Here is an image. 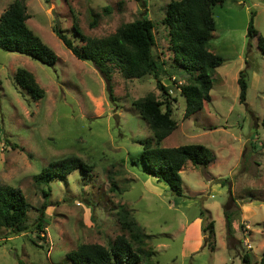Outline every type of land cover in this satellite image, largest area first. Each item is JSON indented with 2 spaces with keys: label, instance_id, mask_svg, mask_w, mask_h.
<instances>
[{
  "label": "rangeland",
  "instance_id": "374dc122",
  "mask_svg": "<svg viewBox=\"0 0 264 264\" xmlns=\"http://www.w3.org/2000/svg\"><path fill=\"white\" fill-rule=\"evenodd\" d=\"M13 1L0 0V15ZM171 1L178 0H25L27 27L57 59L48 67L0 50V186L20 190L31 206L28 231L0 228V264H72L66 255L79 245L110 248L123 233L122 208L148 235L150 264H244V253L250 264H258L264 239V53L258 47V38H264V0H225L213 7L209 46L222 64L213 73L210 102L189 119L183 117L185 101L178 89L188 75L173 62L162 24ZM142 15L154 25L153 56L162 69L161 83L175 100L177 128L155 146L200 145L213 158L207 167L186 163L180 199L147 176L140 160L141 142L153 135L133 102L149 94L161 101L155 80L148 75L125 80L115 71L110 93L92 64L77 60L53 32L57 28L81 46L73 26L86 37L104 38ZM251 15L252 38L247 33ZM21 69L34 76L44 92L41 100L16 82ZM240 72L247 83L243 104ZM68 157L89 165V175L76 170L62 180L35 181L41 169ZM44 202L40 232L36 219ZM243 202L251 207L248 249L242 241L228 245L226 240L224 211L236 212ZM198 219L201 227L193 224ZM240 228L246 230V224Z\"/></svg>",
  "mask_w": 264,
  "mask_h": 264
},
{
  "label": "trees",
  "instance_id": "16d2710c",
  "mask_svg": "<svg viewBox=\"0 0 264 264\" xmlns=\"http://www.w3.org/2000/svg\"><path fill=\"white\" fill-rule=\"evenodd\" d=\"M225 0H178L171 1L166 9L163 26L167 29L169 51L172 60L180 71L188 75L185 84L178 87L184 97L183 117L189 119L201 111L209 103L212 77L216 68L222 64V58L210 51L209 41L215 31L212 9ZM252 17L247 33L250 38L255 35ZM25 0H14L0 15V50L26 56L42 65L52 67L56 62L55 53L31 31L26 21ZM154 25L145 15L132 23H126L104 38L84 36L77 26L73 32L79 38L81 46H77L61 30L53 28L56 37L70 53L82 62H89L98 71L111 93L112 76L115 71L125 80L140 79L146 75L155 80V86L161 94V101L154 94L135 100L133 107L145 121L153 135V139L141 142L140 160L144 173L158 183H164L171 196L184 198L180 171L191 163L193 166L207 167L213 158L200 145H185L176 148H159L155 143L162 142L177 128L172 118V104L175 100L163 83L162 69L153 56L155 45ZM258 47L264 53V38H258ZM18 85L37 101L43 98L44 92L36 83L34 76L26 70H18L15 76ZM239 101L245 103L247 83L244 72H240ZM264 128V116L262 119ZM155 142H154V141ZM79 170L88 176L91 167L76 157L63 158L51 162L41 169L35 181L47 184L53 180H62L72 172ZM49 195L43 192L45 201ZM48 204L44 202L38 210L36 226L42 232L44 211ZM31 206L20 190L8 185L0 186V228L13 230L18 234L28 231L27 214ZM233 211L228 207L224 211L226 240L228 245L233 238L231 217ZM118 222L123 233L117 236L110 248L98 244H82L66 255L72 264H150L152 251L145 249L144 234L130 213L120 209ZM209 231L212 233V222ZM264 229V227H263ZM203 228V232L205 231ZM126 234H125V233ZM210 237V238H211ZM36 239L42 240L39 235ZM208 235L205 237L207 240ZM239 244H241L240 241ZM34 243V242H33ZM37 242H35L36 244ZM244 264H250L247 253L241 257ZM258 264H264V249Z\"/></svg>",
  "mask_w": 264,
  "mask_h": 264
},
{
  "label": "crops",
  "instance_id": "0c3cea01",
  "mask_svg": "<svg viewBox=\"0 0 264 264\" xmlns=\"http://www.w3.org/2000/svg\"><path fill=\"white\" fill-rule=\"evenodd\" d=\"M182 170H183V168H182ZM235 208L237 211L233 212L232 217H231V226H232V230H233L232 231L233 238L236 240L242 241L243 246L248 249L249 243L246 239L245 233H248L251 230L250 223H248V221H247L251 216V207H250V204L243 202L239 207H235ZM234 213H236L235 216H234ZM236 217H237V219H235ZM236 223H237V226L235 228ZM193 224L196 225L197 227H201L202 221H200V219H198V220H195L193 222ZM241 224H246V226H248L247 231L246 230L243 231V229L240 228ZM236 230L238 232H240V238L236 237V233H237ZM260 234L263 235V237H264L263 232H261ZM200 245H201V243L198 242L194 245V247H199ZM261 247H262V251H263L264 239L262 240V246Z\"/></svg>",
  "mask_w": 264,
  "mask_h": 264
},
{
  "label": "built area",
  "instance_id": "2783aa9c",
  "mask_svg": "<svg viewBox=\"0 0 264 264\" xmlns=\"http://www.w3.org/2000/svg\"><path fill=\"white\" fill-rule=\"evenodd\" d=\"M246 228L248 229V226H246ZM247 229H246V230H247Z\"/></svg>",
  "mask_w": 264,
  "mask_h": 264
},
{
  "label": "water",
  "instance_id": "95a60500",
  "mask_svg": "<svg viewBox=\"0 0 264 264\" xmlns=\"http://www.w3.org/2000/svg\"><path fill=\"white\" fill-rule=\"evenodd\" d=\"M57 27H58V23H57Z\"/></svg>",
  "mask_w": 264,
  "mask_h": 264
}]
</instances>
